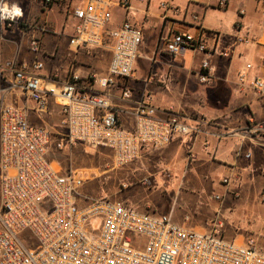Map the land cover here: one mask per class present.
Listing matches in <instances>:
<instances>
[{"label":"built area","instance_id":"1","mask_svg":"<svg viewBox=\"0 0 264 264\" xmlns=\"http://www.w3.org/2000/svg\"><path fill=\"white\" fill-rule=\"evenodd\" d=\"M131 1L85 0L83 6L73 9L79 24L75 28L77 45L72 51L111 47L109 76L94 78V84L103 89L118 87L117 79L127 81L136 71L143 42L141 30L130 22L105 30L112 18L110 7L130 10ZM215 1L219 8L228 3ZM45 3L49 5L52 0ZM169 6L167 2L160 4L162 10ZM23 17L24 10L18 3L0 0V33L22 22ZM37 25L41 33L50 31L47 22ZM201 31L197 37L175 33L167 39L165 48L174 57L190 51L206 54L200 82L209 84V57L216 48L207 46ZM29 47L39 55L40 37H32ZM223 55L229 57L230 51ZM43 68L38 60L8 61L3 65L11 76L8 90L23 92L36 112H47L49 98L61 105L66 133L56 144L60 150L76 145L107 149L113 154L114 168L121 169L138 160L143 150L167 146L174 135L199 132L177 116L166 121L156 119L150 96L137 104L136 128L127 130L108 99L81 90L79 75L72 74L59 86L40 75ZM241 79H246V73ZM250 85L264 95V77L253 79ZM121 92L123 99L133 95L129 87ZM29 111L28 106L8 103L0 107V264H264V250L256 239L230 241L220 229H188L176 224L172 214L156 216L149 210L139 211L129 202L82 194L85 176L79 171L62 172L57 163L50 161L52 132L32 125ZM229 181L224 177L221 183L228 185ZM143 183L150 185L148 180ZM123 188L127 189V184ZM215 198L222 200L219 195ZM261 202L264 205V194Z\"/></svg>","mask_w":264,"mask_h":264},{"label":"crops","instance_id":"2","mask_svg":"<svg viewBox=\"0 0 264 264\" xmlns=\"http://www.w3.org/2000/svg\"><path fill=\"white\" fill-rule=\"evenodd\" d=\"M10 1L23 8L22 22L28 28L16 39L5 29L1 63L38 60L44 64L40 75L59 86L72 74L79 75L81 90L108 99L121 126L127 130L136 128L135 109L145 96L151 97L156 119L166 121L177 116L197 127L196 135H174L159 150H143L140 158L130 164L126 175L132 180H141L143 185L148 180L150 185L144 186L152 188L150 177L140 178L141 174H150L164 193H173L171 213L182 227L200 232L220 229L225 239L244 241L248 234L240 232L241 226L235 217L248 211L257 191L264 194V95L250 85L253 79L264 77V0H228L225 8H219L215 0H132L130 10L111 6L112 18L105 26L107 32L130 22L143 35L133 77L127 81L117 79L118 87L113 89L94 84V78L109 76L113 58L110 46L96 47L91 52L84 48L76 53L72 51L77 45L75 28L79 24L73 9L83 6L85 0H52L49 5L40 0L34 2V17L20 2ZM163 2L170 3L168 10L160 8ZM231 4L238 8L231 30L224 31L222 24L207 23L208 12H226ZM37 21L50 22V31L41 33ZM201 30L207 46L216 48V53L209 57L212 67L209 84L200 82L206 54L190 51L174 57L165 48L173 34L190 33L197 37ZM34 36L41 39L39 55L29 47ZM224 51H230V56L225 57ZM243 73H246L244 80ZM124 87L132 89L130 99L122 98ZM14 96L11 104L30 108L32 125L48 128L58 136L66 133L62 107L54 98H49L48 110L41 114L23 92L16 90ZM260 127L262 130H257ZM217 176L220 181L214 183ZM224 177L230 179L228 185L221 183ZM187 188L202 193L216 189L212 192L222 200L210 193L207 204H200V217L180 219L174 207L181 196L188 194ZM131 204L142 211L151 210L141 196L134 197Z\"/></svg>","mask_w":264,"mask_h":264},{"label":"rangeland","instance_id":"3","mask_svg":"<svg viewBox=\"0 0 264 264\" xmlns=\"http://www.w3.org/2000/svg\"><path fill=\"white\" fill-rule=\"evenodd\" d=\"M16 1L26 7L29 13L34 11V2L40 0ZM237 10L238 8L231 4L226 12L222 11L220 13L219 10L210 11L206 15V21L210 25L222 24L224 31H229L233 27V18ZM31 15L34 17L36 14L35 12H32ZM48 25L51 28L50 22ZM27 28L28 27L25 26L24 22H19L12 25L8 30L13 33L11 35L16 39L19 35L21 36ZM4 33L5 29L0 33V107L3 104H11L15 101V91L8 90L11 76L3 69V64L1 63V55L3 54L2 49L6 43L5 38H3ZM25 37L28 38V36ZM50 131L53 135L52 147L49 154L50 161L57 163L62 172L79 171L85 176V186L81 189L82 194L90 197L106 196L113 200H119L124 203L129 202L130 204L134 197L141 196L150 205L151 210H149V212L152 214H155L156 216L172 214L171 210L172 206H174L173 193H164L152 175H140V178L142 179L145 177H150L152 179L153 187L149 188L144 186L141 183V180L138 181L128 178L126 173L127 170L131 168V165H127L121 169L114 168L113 154L110 150H94L87 148L84 145H76L72 149L60 150L56 147L60 136H58L56 132H53L52 130ZM219 178L220 177L217 176V178L214 179V183L219 182ZM124 184H127V189L123 188ZM211 186L215 187V185ZM215 190L216 189H213L212 191L215 192ZM187 191L188 194L181 196L174 207V211L176 212L175 215L186 221L200 217V204H207L206 202H208V196L210 193L214 196L216 195L212 191L202 193L192 188H187ZM261 197L262 192L257 191L255 198L251 201V205L248 208L249 212L244 210L239 215H236L235 221L241 226L240 232L248 234L245 239L253 238L256 239V241L258 239V244L262 247V245L264 246V205L261 204ZM133 206L135 207V205ZM136 208L139 211H142V209L138 207ZM174 222L180 225L175 220Z\"/></svg>","mask_w":264,"mask_h":264},{"label":"clouds","instance_id":"4","mask_svg":"<svg viewBox=\"0 0 264 264\" xmlns=\"http://www.w3.org/2000/svg\"><path fill=\"white\" fill-rule=\"evenodd\" d=\"M17 14H20V13H19V10H18Z\"/></svg>","mask_w":264,"mask_h":264},{"label":"trees","instance_id":"5","mask_svg":"<svg viewBox=\"0 0 264 264\" xmlns=\"http://www.w3.org/2000/svg\"><path fill=\"white\" fill-rule=\"evenodd\" d=\"M22 27H23V25H22Z\"/></svg>","mask_w":264,"mask_h":264}]
</instances>
